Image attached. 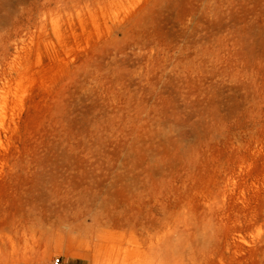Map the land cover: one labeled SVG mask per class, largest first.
I'll list each match as a JSON object with an SVG mask.
<instances>
[{
  "label": "rangeland",
  "instance_id": "1",
  "mask_svg": "<svg viewBox=\"0 0 264 264\" xmlns=\"http://www.w3.org/2000/svg\"><path fill=\"white\" fill-rule=\"evenodd\" d=\"M57 258L264 264V0H0V264Z\"/></svg>",
  "mask_w": 264,
  "mask_h": 264
},
{
  "label": "built area",
  "instance_id": "2",
  "mask_svg": "<svg viewBox=\"0 0 264 264\" xmlns=\"http://www.w3.org/2000/svg\"><path fill=\"white\" fill-rule=\"evenodd\" d=\"M56 263L57 264L61 263V258H57Z\"/></svg>",
  "mask_w": 264,
  "mask_h": 264
},
{
  "label": "crops",
  "instance_id": "3",
  "mask_svg": "<svg viewBox=\"0 0 264 264\" xmlns=\"http://www.w3.org/2000/svg\"><path fill=\"white\" fill-rule=\"evenodd\" d=\"M81 260L80 259H75V262L76 263H79Z\"/></svg>",
  "mask_w": 264,
  "mask_h": 264
},
{
  "label": "bare ground",
  "instance_id": "4",
  "mask_svg": "<svg viewBox=\"0 0 264 264\" xmlns=\"http://www.w3.org/2000/svg\"><path fill=\"white\" fill-rule=\"evenodd\" d=\"M92 228V227H91ZM57 230V229H56ZM88 230H90L89 228H88Z\"/></svg>",
  "mask_w": 264,
  "mask_h": 264
}]
</instances>
